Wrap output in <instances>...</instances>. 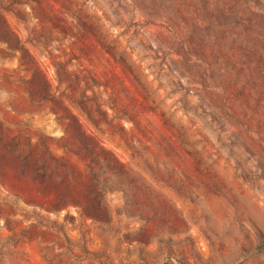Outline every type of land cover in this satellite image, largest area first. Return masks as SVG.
Instances as JSON below:
<instances>
[{
	"label": "rangeland",
	"instance_id": "374dc122",
	"mask_svg": "<svg viewBox=\"0 0 264 264\" xmlns=\"http://www.w3.org/2000/svg\"><path fill=\"white\" fill-rule=\"evenodd\" d=\"M0 68V264H264V0H0Z\"/></svg>",
	"mask_w": 264,
	"mask_h": 264
},
{
	"label": "clouds",
	"instance_id": "9594fccd",
	"mask_svg": "<svg viewBox=\"0 0 264 264\" xmlns=\"http://www.w3.org/2000/svg\"><path fill=\"white\" fill-rule=\"evenodd\" d=\"M91 2V0H89ZM130 17L126 16L125 19H129ZM135 19L139 20L140 22H143V17L137 15ZM163 21H159L158 23H162ZM4 67L11 68L12 70L16 71L17 65L11 64V65H5ZM0 75H3V69L0 68ZM218 91L222 92V89H218ZM9 99V95L7 92L0 89V107L4 106L5 101ZM0 119H2V115H0ZM39 132L33 131L31 135L28 137V139L31 141V145L35 147H39ZM64 133L62 131H54V136L57 140L61 139L63 137ZM52 179L55 183L59 184L62 180V177L59 176H53ZM5 203L13 204L17 206L19 210L26 211V212H32L33 206L24 204L23 200L17 199L16 196H14L7 187V182L4 179V173L0 171V205H3ZM37 211H42L40 209H37ZM73 214H75V209L72 210ZM44 215L51 217L52 219L57 218H63L64 212L60 213H54V212H48L44 213ZM14 220L22 221V223L19 225L20 228H27L29 225L33 224V220H25L23 215L19 214V211L15 217H13ZM10 233H8L7 228L5 227V218L4 216L0 215V241L8 237ZM57 252H62L61 249H56Z\"/></svg>",
	"mask_w": 264,
	"mask_h": 264
},
{
	"label": "trees",
	"instance_id": "16d2710c",
	"mask_svg": "<svg viewBox=\"0 0 264 264\" xmlns=\"http://www.w3.org/2000/svg\"><path fill=\"white\" fill-rule=\"evenodd\" d=\"M89 140H90V143L88 144L89 145L88 151H89V154L92 155V157H93L94 152L96 151L95 148L97 147V143H95L93 141V139H91V138ZM91 161H93V162L95 161L97 163V161L94 160V158H92Z\"/></svg>",
	"mask_w": 264,
	"mask_h": 264
}]
</instances>
